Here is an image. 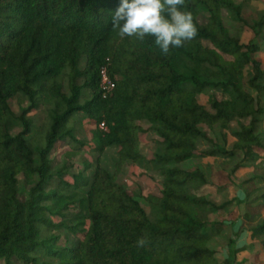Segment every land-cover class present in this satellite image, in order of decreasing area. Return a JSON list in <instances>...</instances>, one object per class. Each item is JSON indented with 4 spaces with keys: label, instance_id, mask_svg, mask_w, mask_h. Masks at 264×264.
<instances>
[{
    "label": "trees",
    "instance_id": "16d2710c",
    "mask_svg": "<svg viewBox=\"0 0 264 264\" xmlns=\"http://www.w3.org/2000/svg\"><path fill=\"white\" fill-rule=\"evenodd\" d=\"M119 3L0 0V259L5 264H220L212 240L227 243L233 254L240 251L222 236L225 223L210 221L221 207L198 194L208 185L205 174L178 165L197 157L233 161L240 153L246 161L263 159L257 127L264 102L245 91L248 84L264 92L262 62L255 58L260 48L254 40L231 36L223 18L226 11L231 20L247 24L244 6L235 0H186L181 10L192 13L198 35L164 55L154 37L119 36L112 26ZM201 10L209 14L205 24L199 21ZM252 30L262 36L264 20ZM104 66L115 83L106 98L100 87ZM212 90L228 99L210 95ZM201 96H208L211 111L199 102ZM77 118L93 127L91 140L77 139ZM147 132L158 139L151 160L141 150ZM67 139L80 147L52 158ZM201 139L212 148L200 153ZM86 147L93 161L71 174L67 162ZM112 148L118 156L114 173L101 165ZM128 164H143L163 178L160 195L144 198L148 208L140 193H129L118 181ZM254 168L236 164L216 194L236 185L237 173ZM253 231L264 235V220Z\"/></svg>",
    "mask_w": 264,
    "mask_h": 264
},
{
    "label": "rangeland",
    "instance_id": "374dc122",
    "mask_svg": "<svg viewBox=\"0 0 264 264\" xmlns=\"http://www.w3.org/2000/svg\"><path fill=\"white\" fill-rule=\"evenodd\" d=\"M238 5H243V18L247 24L237 23L230 19L229 14L224 11V24L229 29L231 36L241 38L244 41L254 40L259 46L260 52L255 55V58L262 62V69L264 71V30L263 35L257 37L252 30L255 23L264 20V0H235ZM209 14L201 10L199 21L205 24ZM208 46L209 43H206ZM227 59H231L228 57ZM85 67V59L81 63V68ZM250 72V71H248ZM260 86H264V76L259 82ZM67 91V89H66ZM245 91L252 95L255 99L264 102V92H258L252 89L248 84L245 86ZM86 97L90 95L88 91L83 92ZM210 95H215L221 100L228 99L227 96L218 93L214 90ZM199 102L211 111L208 102V96H201ZM13 108L18 111V105L14 102ZM37 117L43 121L45 120V111L40 110ZM78 125H76L75 135L79 140H91L93 137V127L88 125L86 119L77 118ZM249 120H244V124H249ZM140 125L145 130L150 128L147 122H141ZM210 140H215V135L205 127ZM257 135L264 142V118L257 127ZM142 153L149 159H153L155 150V141L158 140L153 132H147L141 135ZM80 145L71 139L60 143L57 146L56 152L52 154L55 158L67 151L77 149ZM212 148L209 140L201 139L198 142V151L205 152ZM89 147L85 148V152L78 157L68 161L67 164L71 166V174H79L85 169L87 161H93V156L88 152ZM88 152V153H87ZM262 156V161L253 162L246 161L244 154L240 153L235 160L226 161L224 157L211 158L203 160L200 157L194 158L185 163L179 164L178 167L184 170L200 169L206 176L208 185L198 194L206 196L216 205L221 207V210L210 216L211 222H224V232L222 236L225 239L234 242L235 249L240 250L233 254L230 245L222 244L217 240H212L209 246L215 251L220 264H264V235L256 236L253 231L262 220H264V152H258ZM118 160L117 150L115 148L109 149L107 155L101 159V165L110 173L115 171V163ZM246 162L255 166L254 169L244 170L237 173L234 178L236 185L216 194L218 186L226 183V173L230 172L232 168L239 162ZM68 179L72 180L70 175ZM119 183L131 194H141V202L144 207L148 208L144 198L149 195H160L162 190L163 178L157 174H151L146 171L143 164L126 165L123 172L119 176ZM19 186H23V177H19ZM251 216V221H248ZM0 264H5L4 260L0 259ZM19 264V263H15Z\"/></svg>",
    "mask_w": 264,
    "mask_h": 264
},
{
    "label": "clouds",
    "instance_id": "9594fccd",
    "mask_svg": "<svg viewBox=\"0 0 264 264\" xmlns=\"http://www.w3.org/2000/svg\"><path fill=\"white\" fill-rule=\"evenodd\" d=\"M186 0H120L112 15V26L118 29L121 38L135 37L143 41L145 37H154L155 45L161 53L168 55L172 48L183 47L198 35ZM146 240L137 241L144 246Z\"/></svg>",
    "mask_w": 264,
    "mask_h": 264
},
{
    "label": "built area",
    "instance_id": "2783aa9c",
    "mask_svg": "<svg viewBox=\"0 0 264 264\" xmlns=\"http://www.w3.org/2000/svg\"><path fill=\"white\" fill-rule=\"evenodd\" d=\"M100 87L103 92V97L106 98L111 95L112 91L115 88V83L111 79L108 71V67L104 66L100 71ZM105 125L101 124L100 129H104Z\"/></svg>",
    "mask_w": 264,
    "mask_h": 264
}]
</instances>
